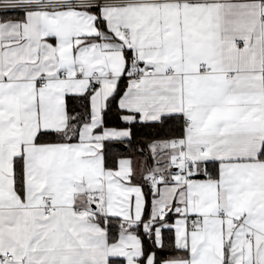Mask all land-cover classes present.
<instances>
[{
	"label": "snow or ice",
	"instance_id": "snow-or-ice-1",
	"mask_svg": "<svg viewBox=\"0 0 264 264\" xmlns=\"http://www.w3.org/2000/svg\"><path fill=\"white\" fill-rule=\"evenodd\" d=\"M0 264H264V0H0Z\"/></svg>",
	"mask_w": 264,
	"mask_h": 264
}]
</instances>
